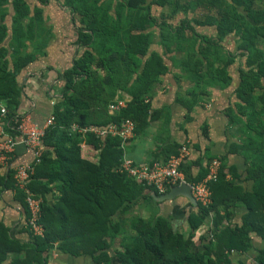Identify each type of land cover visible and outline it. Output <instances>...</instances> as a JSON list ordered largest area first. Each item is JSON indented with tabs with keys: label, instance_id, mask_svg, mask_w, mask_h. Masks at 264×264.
<instances>
[{
	"label": "trees",
	"instance_id": "1",
	"mask_svg": "<svg viewBox=\"0 0 264 264\" xmlns=\"http://www.w3.org/2000/svg\"><path fill=\"white\" fill-rule=\"evenodd\" d=\"M48 1L37 0L41 5ZM57 1L72 16L80 52L61 74L60 98L51 109L54 121L44 133L41 160L27 183L42 197L43 236L32 237L27 249L19 246L24 256L9 264H45L54 244L63 253L86 255L96 264H242L231 259L232 251L249 256L251 264H264V247L253 242L255 237L264 244V0ZM9 4L10 27L3 22ZM152 6L159 9L157 16ZM41 13L40 7L30 10L25 0H0V102L7 110L5 132L13 137L22 118L17 112V76L34 60L25 48L40 26ZM201 28H213L214 33ZM228 38L233 49L227 47ZM172 68L189 83L176 95L186 118L210 88L229 87L233 97L223 111L233 139L224 153L213 157L206 151L180 166L191 183L205 177L211 159L220 161L217 178L210 183L211 204H196L195 212L186 216L184 232L162 215L132 213L141 202L155 203L152 194L160 193L118 170L123 158L118 137L71 131L72 125L106 127L125 119L134 122V131L144 128L154 88ZM123 94L130 98L127 106L109 113L108 105ZM80 142L100 147L97 163L80 157ZM181 146H164L161 161ZM230 154L241 157L249 190L236 183L239 175L228 164ZM0 180L16 189L11 169ZM48 184L61 193L51 206L44 199ZM16 192L23 200V192ZM240 207V222L230 223ZM6 242L11 243L0 225V264L11 250Z\"/></svg>",
	"mask_w": 264,
	"mask_h": 264
},
{
	"label": "crops",
	"instance_id": "2",
	"mask_svg": "<svg viewBox=\"0 0 264 264\" xmlns=\"http://www.w3.org/2000/svg\"><path fill=\"white\" fill-rule=\"evenodd\" d=\"M25 2L30 10L40 7L42 13L40 26L34 31V38L26 42L25 52L34 55V60L17 76L20 86L17 112L31 123L42 125L51 115L55 101L60 98L61 74L71 67L73 58L79 54L80 49L75 43L76 28L72 16L57 0H49L45 5L39 4L37 0ZM7 12L3 22L10 27L13 14L10 4L7 5ZM10 36L9 30L4 45L8 43ZM166 64L170 66V63ZM188 87V81L180 75L179 70L172 68L154 88V93L149 99L150 112L146 126L134 131V136L122 146L123 157L134 166H149L153 162H162L161 149L168 144H186L189 150L188 159L191 160L206 151L213 157H219L224 153L226 144L233 141L230 131L226 128L227 120L223 114L229 102L233 101L229 87L223 90L210 88L209 95L188 114L189 118H186L187 112L176 102V95L183 94ZM123 98L130 99L125 94ZM17 141L9 161L0 162V176L6 175L10 169L13 171L16 165L26 164L32 160V153L24 147L20 139ZM99 151L98 146L85 142L79 144L80 157L89 162L97 163ZM227 159L228 164L237 169L239 178L236 183L249 190L251 182L245 180V165L241 157L230 154ZM231 177V174H226L227 179ZM47 188L44 199L51 206L57 202L61 193L54 184H48ZM16 189L11 183L6 185L0 183V225L5 228L6 237L11 242H6L5 245V248L11 250L7 252L4 264H9L16 257L22 258L24 250L18 251V247L27 249L33 241L26 226L27 209L24 199L22 200ZM195 210L196 205H192L179 195L163 201L156 200L155 203L141 202L140 205L133 207L132 213H138L146 218L154 214L162 215L168 218L175 228L184 232L187 230L186 216ZM243 212L244 209L241 207L235 209L230 216V223H239ZM253 240L257 246L264 247L257 238L253 237ZM230 257L240 262L242 259H251L245 254L233 251ZM45 264L96 263L86 255L63 253L54 244L45 259Z\"/></svg>",
	"mask_w": 264,
	"mask_h": 264
},
{
	"label": "built area",
	"instance_id": "3",
	"mask_svg": "<svg viewBox=\"0 0 264 264\" xmlns=\"http://www.w3.org/2000/svg\"><path fill=\"white\" fill-rule=\"evenodd\" d=\"M126 98L114 99L108 105V112L113 114L127 106ZM6 107L0 102V162L7 163L11 157L15 145L20 139L25 148L32 153V160L26 164H18L13 169L14 185L24 194V202L27 209L26 226L32 237H42L44 228L40 223L42 198L35 196L27 187L29 177L34 172V167L42 157L43 143L42 138L48 127L53 124V116L50 115L42 125L31 123L26 117H22L20 123L15 128V137L7 135L4 129ZM135 124L130 119H125L119 124H109L106 127H77L71 126V131H76L82 135L92 133L98 137L116 136L121 140V146L134 136ZM189 150L186 144L180 147L176 155H171L164 162H153L149 166H134L131 161L122 158L119 167L120 172H124L129 178L138 183L152 186L155 190L163 194L167 189L186 182L190 186L191 194L196 201L203 207L211 204L210 183L215 181L220 166L217 158L211 159L207 164V173L203 179L197 182H187L180 170L181 164L188 158Z\"/></svg>",
	"mask_w": 264,
	"mask_h": 264
},
{
	"label": "water",
	"instance_id": "4",
	"mask_svg": "<svg viewBox=\"0 0 264 264\" xmlns=\"http://www.w3.org/2000/svg\"><path fill=\"white\" fill-rule=\"evenodd\" d=\"M179 195L186 198L192 205L197 204L191 194L190 186L186 182H180L178 185L169 188L167 192L158 196L152 194V198L157 201H163Z\"/></svg>",
	"mask_w": 264,
	"mask_h": 264
},
{
	"label": "rangeland",
	"instance_id": "5",
	"mask_svg": "<svg viewBox=\"0 0 264 264\" xmlns=\"http://www.w3.org/2000/svg\"><path fill=\"white\" fill-rule=\"evenodd\" d=\"M28 2L32 1V0H27ZM31 3V2H30ZM159 13V9L156 7V6H152V14L154 16H157ZM200 32H203V33H206L208 35H213L214 33V29L213 28H201L199 29ZM228 42V45L227 47L230 48V49H233V44L232 43H229L230 42V39L228 38L226 40ZM233 79L235 80L236 79V76L233 75ZM254 244L256 245V242L253 240ZM242 264H251L252 263V260L251 259H242Z\"/></svg>",
	"mask_w": 264,
	"mask_h": 264
}]
</instances>
